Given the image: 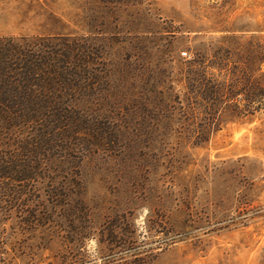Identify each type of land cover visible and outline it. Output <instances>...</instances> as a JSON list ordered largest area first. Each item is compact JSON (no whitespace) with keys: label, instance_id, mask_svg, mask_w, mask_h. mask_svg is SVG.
<instances>
[{"label":"rangeland","instance_id":"obj_1","mask_svg":"<svg viewBox=\"0 0 264 264\" xmlns=\"http://www.w3.org/2000/svg\"><path fill=\"white\" fill-rule=\"evenodd\" d=\"M62 35L94 44L99 90L118 102L88 109L93 237L73 250L36 232L32 259L13 264H264V110L205 142V115L179 105L194 60L250 67L264 84V0H0V37ZM118 219L133 242L101 243Z\"/></svg>","mask_w":264,"mask_h":264},{"label":"trees","instance_id":"obj_2","mask_svg":"<svg viewBox=\"0 0 264 264\" xmlns=\"http://www.w3.org/2000/svg\"><path fill=\"white\" fill-rule=\"evenodd\" d=\"M97 60L93 43L70 35L0 37V264L32 259L36 232L46 233L49 243L66 241L73 250L93 237L81 176L82 161L96 139L88 133L94 129L88 109L101 107L99 100L106 108L118 103L99 90L107 74H98ZM216 60L213 65L194 60L200 70L188 74V93L179 102L185 117H194L197 109L205 115L197 136L205 142L221 124L264 110V84L252 68L230 69ZM33 181L44 186L32 195ZM119 222L102 229L101 243L133 242V233L119 230ZM131 264L144 263L134 258Z\"/></svg>","mask_w":264,"mask_h":264},{"label":"built area","instance_id":"obj_3","mask_svg":"<svg viewBox=\"0 0 264 264\" xmlns=\"http://www.w3.org/2000/svg\"><path fill=\"white\" fill-rule=\"evenodd\" d=\"M182 55L183 57H188V52H184Z\"/></svg>","mask_w":264,"mask_h":264}]
</instances>
